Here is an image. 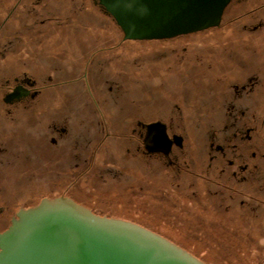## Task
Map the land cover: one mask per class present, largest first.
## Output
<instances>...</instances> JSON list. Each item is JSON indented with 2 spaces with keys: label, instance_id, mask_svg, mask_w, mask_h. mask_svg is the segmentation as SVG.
Instances as JSON below:
<instances>
[{
  "label": "rangeland",
  "instance_id": "obj_1",
  "mask_svg": "<svg viewBox=\"0 0 264 264\" xmlns=\"http://www.w3.org/2000/svg\"><path fill=\"white\" fill-rule=\"evenodd\" d=\"M244 1L226 8L220 29L167 42H131L123 40L116 23L101 16L90 0H55V23L51 24L59 30L43 42L44 47L37 49L40 53L26 54L19 63L8 61L7 69L20 72L26 67L27 76L40 80L41 87H50L42 91L37 106L43 112L41 122L38 117L43 130L62 122L77 137L70 140L71 149L64 152L60 147L52 155L46 145L41 150L36 145L29 147L25 151L27 157L35 162L43 160L45 167L36 178L26 174L21 181L30 184L37 180L43 188L55 182V200L68 199L98 218L138 227L201 264H264V220L257 205L240 206L238 202L220 200L216 196L218 190L212 186L191 183L184 176L171 179L168 174L172 171L163 164L148 166L138 158L124 157L125 150L132 154L130 131L136 121L158 119L160 112H169L174 103L183 109L196 103L197 91L188 97L189 106L180 100L181 76L172 69L173 63L180 61L182 49L187 50V61L193 62L199 51L237 44L238 33L232 29L221 32L235 10L248 19L234 28H260L247 39V60L252 64L259 60L264 63V0ZM1 7L0 45L17 44L24 34L32 45L30 39L35 42L37 36L45 34L48 21L39 12L33 15L29 9L24 16L23 3L8 6V10ZM12 8L13 21L5 31L1 24ZM24 20L28 29L22 25ZM199 61L200 64L202 60ZM213 71H205V77L197 79L198 93H205ZM250 75L258 82L259 75L264 77L258 69ZM232 85L228 86L230 93ZM207 96L201 107L211 108L213 98ZM225 98L219 109L229 108L230 103L243 108L241 102L232 99V94ZM251 98L254 105L258 97ZM98 109L102 112H93ZM188 113L189 120L184 112V134L189 142L185 146L195 161L201 146L200 133L192 128L194 112ZM31 124H36V117L28 111L29 144L35 143ZM98 124L105 125L104 131ZM88 146L92 149L89 153L85 150ZM54 158L52 172L46 162ZM85 160L88 162L84 163ZM14 174L9 171L7 175L13 178ZM14 186L13 181L0 184V202L12 201L16 206L23 203L26 197L14 195L20 192Z\"/></svg>",
  "mask_w": 264,
  "mask_h": 264
},
{
  "label": "flooded vegetation",
  "instance_id": "obj_2",
  "mask_svg": "<svg viewBox=\"0 0 264 264\" xmlns=\"http://www.w3.org/2000/svg\"><path fill=\"white\" fill-rule=\"evenodd\" d=\"M90 2L101 16L113 20L102 5L107 0H90ZM21 3L26 7L22 9L24 16L28 15L30 9L31 14L38 15L39 12V16L46 17L48 22L44 30L45 34L37 36L35 42L30 39L32 45L28 44L29 38L26 34L21 36L17 44L0 45V184L13 181L15 190L19 189L20 191L19 193L15 192L14 195L26 197L20 206H16L15 202L12 201L10 203L0 202V234L11 227L12 223L18 219L20 212L37 209L45 201L52 204L58 200H55L54 196L55 182H51L45 186L46 188H43V184L37 180L30 184L21 181L25 179L26 174L30 175L31 178H36V175L41 173L45 167L43 160L35 162L32 158L27 157L25 151L35 145L41 150L46 145L51 152L50 155L55 154V149L60 147H63L65 152L67 148L71 149L70 140L73 138L75 141L77 137H73L62 122L49 125L43 130L39 125V122L42 121L43 112L37 106H39L38 100L42 91L49 90L50 87H41L39 79L37 81V78L27 76L25 74L26 67L22 68L23 70L20 72L18 70L9 72L7 69L8 61L19 63V60L26 54L40 53L37 49L44 47L43 42H47L49 37L52 38L55 31L59 30L51 24V22L55 23V0H0L3 10H6L8 6L14 7V5ZM232 3L242 4L246 2L233 0L228 6ZM10 12H7L5 21L1 24L5 31L13 21V8ZM247 19L235 10L234 15L227 19L226 27L221 29V32H226L225 29H232L236 34L238 33L240 41L237 44L215 47L209 51H199L195 55L197 56L196 60L193 62L187 61V50L182 49L180 61L173 63L172 66V69L178 70L181 76L180 100L189 106L188 97L197 91L196 103L186 109L179 108L174 103L169 112H160L158 119L147 121L139 119L136 121L130 131V140L134 144L133 151L130 154V150H125L124 157L138 158L148 166H155L154 164L157 163L163 164L165 168L172 171L171 175L168 174L171 179L178 180L184 176L191 183L200 182L204 187L212 186L218 190L216 196L220 200L227 199L238 202L240 206L257 205L264 220V77L259 75L257 78H260L259 82L249 78L251 72L257 69L263 75L264 63L259 60L252 64L246 56L250 51V45L246 44L247 39L260 28L245 30L240 27L234 28L236 24L242 26ZM243 20L244 22L241 23ZM237 21L239 22L234 24ZM43 23L44 21L40 22L41 27ZM22 25L27 27L25 20ZM221 26L220 22L219 26L214 29H220ZM182 37L185 36L159 42L177 40ZM208 52L209 54H206ZM7 53L9 54L6 55ZM7 56L8 58H6ZM200 59L202 62L199 64ZM205 71H213L211 73L212 79L208 81L210 85L205 89V93L200 94L196 87V85L198 86L197 79L205 77ZM217 72L220 75H217ZM86 84L88 85V83ZM230 84H233L231 93L228 89ZM231 94L232 99L243 104V108H235L230 103L229 108L219 109L220 101L224 100L225 97L226 100ZM207 95L213 98L211 108L201 107V101L208 97ZM253 95L258 97V100L255 99L254 105L251 98ZM28 111L33 112L36 117V124H31L30 127L35 143L30 144L26 140ZM93 112L101 113L102 109ZM184 112H186L188 120V112H194L192 128L200 133L201 146L198 156H196L197 159L195 158V161H199L198 163L191 160L190 154L186 150L185 144L189 142L184 134L186 119ZM156 124L163 127L167 138L169 146L165 154L156 151L152 146L150 149L146 146L150 138V130ZM98 125L104 131L105 125ZM123 141L127 140L124 139ZM85 150L88 153L92 151L90 146ZM63 155L61 162L65 160ZM72 157L75 158V156ZM87 162L88 160L84 161V163ZM46 163H50L48 165L52 167L51 171L55 172V158ZM9 171L15 173L13 178L7 175ZM176 182H173V185L178 187ZM7 191L3 193H7Z\"/></svg>",
  "mask_w": 264,
  "mask_h": 264
},
{
  "label": "water",
  "instance_id": "obj_3",
  "mask_svg": "<svg viewBox=\"0 0 264 264\" xmlns=\"http://www.w3.org/2000/svg\"><path fill=\"white\" fill-rule=\"evenodd\" d=\"M233 0H107L124 41L174 39L217 28ZM146 146L166 153L163 127ZM0 264H201L133 225L98 218L68 199L22 211L0 234Z\"/></svg>",
  "mask_w": 264,
  "mask_h": 264
}]
</instances>
